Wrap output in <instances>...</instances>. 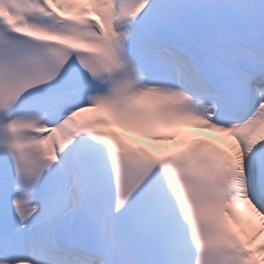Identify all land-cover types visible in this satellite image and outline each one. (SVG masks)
I'll return each mask as SVG.
<instances>
[{"label": "snow or ice", "instance_id": "1", "mask_svg": "<svg viewBox=\"0 0 264 264\" xmlns=\"http://www.w3.org/2000/svg\"><path fill=\"white\" fill-rule=\"evenodd\" d=\"M0 264H264V0H0Z\"/></svg>", "mask_w": 264, "mask_h": 264}, {"label": "bare ground", "instance_id": "2", "mask_svg": "<svg viewBox=\"0 0 264 264\" xmlns=\"http://www.w3.org/2000/svg\"><path fill=\"white\" fill-rule=\"evenodd\" d=\"M196 136H204V131H199L195 135H182L176 141H153V140H146V141H144V143L146 144L147 148L151 152H154V153H157L158 154V152H155V149L158 146H168L170 149H178V146H180L179 145V142L181 140H191V139H193ZM222 138H223V135L222 134L217 136V139L222 140ZM230 152H231V149H230ZM239 221L242 223V217H240ZM239 226L240 225L238 223H234V227L239 228Z\"/></svg>", "mask_w": 264, "mask_h": 264}]
</instances>
